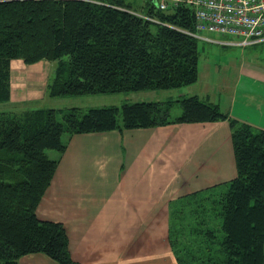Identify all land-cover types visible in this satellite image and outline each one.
<instances>
[{
	"label": "trees",
	"instance_id": "1",
	"mask_svg": "<svg viewBox=\"0 0 264 264\" xmlns=\"http://www.w3.org/2000/svg\"><path fill=\"white\" fill-rule=\"evenodd\" d=\"M159 2L146 0L142 13L128 0H0V102L10 106L0 111V264H19L34 252L79 264L64 224L37 214L59 164L46 149L63 153L65 132L220 119L232 126L237 175L225 182V190L213 185L180 197L171 210L169 240L178 264H264V129L233 119L198 96L179 100L183 112L175 118L174 101L90 108L83 114L77 107L64 113L11 102L13 59L52 62L50 96L195 83L198 39L189 33L196 28L195 9L185 0H167L164 9Z\"/></svg>",
	"mask_w": 264,
	"mask_h": 264
},
{
	"label": "crops",
	"instance_id": "2",
	"mask_svg": "<svg viewBox=\"0 0 264 264\" xmlns=\"http://www.w3.org/2000/svg\"><path fill=\"white\" fill-rule=\"evenodd\" d=\"M210 39L204 41H215ZM215 42L244 47L236 64L230 63L235 69L230 77L231 91L224 99L205 95L191 88L197 80L185 85L191 89H180L179 97L198 96L204 102L218 104L231 118L264 129V55L260 54L264 41L247 46L235 40ZM22 62L11 61V74L12 67L18 70ZM40 62L46 64L45 68L34 76L28 74V96L17 100L11 91L13 104L42 107L50 96L47 82L53 63ZM225 80L222 76V82ZM185 147H191L194 156L198 154L197 170L212 173L213 179L222 183L237 175L228 119L76 133L68 139L66 150L54 156L59 164L37 214L41 219L64 224L72 258L79 264H178L169 240L170 205L189 193L177 198L173 178H167L162 186L160 177L167 176L166 170H171L179 157L178 149L183 151ZM187 157L190 161V155ZM162 162L164 174L159 172ZM141 181L142 186L136 187ZM19 264L60 263L44 252H34L23 255Z\"/></svg>",
	"mask_w": 264,
	"mask_h": 264
},
{
	"label": "rangeland",
	"instance_id": "3",
	"mask_svg": "<svg viewBox=\"0 0 264 264\" xmlns=\"http://www.w3.org/2000/svg\"><path fill=\"white\" fill-rule=\"evenodd\" d=\"M136 8L138 12L145 8L146 0H128ZM141 13V15H142ZM144 15V14H143ZM144 17L148 18L147 15ZM157 21V19H153ZM205 34L212 37L215 41H228V40H237L236 37L231 35H225L219 32H206ZM208 42L202 39H198V49H199V66L201 69V75L198 79L196 86H191L193 90H198L200 92H204V94H210V96H222L223 99L227 97V94L231 91V79L230 77L234 74V66H230V63L236 64L238 58L240 57V52L242 50V46L233 47V46H225L219 43ZM261 55H264V52H260ZM258 59V58H257ZM22 60V59H20ZM259 60V59H258ZM22 63H18V71L15 72L12 67L11 74V91L14 90V99L24 98L28 96L31 88V82L28 83V74L29 76H34V73L39 74L40 68H45L44 62H35L32 64H27L22 60ZM39 67V68H38ZM54 66H52L53 68ZM30 70H29V69ZM35 68V69H34ZM39 69V70H38ZM33 70V71H32ZM221 70V71H219ZM37 71V72H36ZM15 72V74H14ZM30 72V73H29ZM18 74V75H17ZM222 76L225 77V81L222 82ZM220 79V84H216V82ZM49 82V80H48ZM47 82V84H48ZM15 83V88H13V84ZM46 84V82H45ZM170 88L168 90H136L129 92H115V93H100V94H86V95H77V96H48L46 100L43 102L42 107L44 108H55L57 110H61L66 113L71 108L77 107L80 109L81 114L87 112L90 108H101V107H109V106H117L118 108H122L124 104H132L135 102L141 101H174L173 106L170 110V116L172 118L178 117L182 114V106L179 100L185 97L181 96L180 89H191V88ZM17 94V95H16ZM20 95V96H19ZM154 96V97H153ZM189 97V96H187ZM153 98H156L153 100ZM222 99V100H223ZM18 104V103H17ZM223 106V105H222ZM10 106L8 103L0 102V111L9 109ZM63 115V114H62ZM62 119V116L59 118ZM121 116L119 117V121H121ZM70 134L65 132L63 135V141L66 143L70 138ZM47 154L50 158H56L54 156H59L60 152L55 149H46ZM177 160L173 163L171 170L168 168L166 170L167 176L160 177L162 181V186H164L168 178L171 180L173 178L174 188L178 192L179 198L183 193H191L198 190L206 189L210 186L217 185L220 190L227 189V184L229 180L221 183L220 179H213L214 176L210 172H203L196 168V162L198 161L193 154V150L190 147H185V150L178 149ZM183 152V155L181 153ZM122 156L125 153H121ZM187 154L190 155V161H188ZM198 157V156H197ZM195 158V159H194ZM176 163V164H175ZM165 163L162 162L161 171L162 174L165 172L164 168ZM170 167V165H169ZM116 181V179H114ZM156 179H154L155 181ZM216 180V181H215ZM206 183V185H204ZM220 184V185H218ZM120 185V184H119ZM142 186V181L136 184V187ZM178 200V199H177ZM177 200L172 203L170 206L172 209L175 208V205H178ZM126 222V220H125ZM130 222V220H129ZM129 222L127 224H129ZM129 230V226H126ZM170 227L168 226V229Z\"/></svg>",
	"mask_w": 264,
	"mask_h": 264
},
{
	"label": "built area",
	"instance_id": "4",
	"mask_svg": "<svg viewBox=\"0 0 264 264\" xmlns=\"http://www.w3.org/2000/svg\"><path fill=\"white\" fill-rule=\"evenodd\" d=\"M195 9L196 28L193 37L212 40L206 32L236 37V43L247 46L264 41V0H185ZM167 0H160L161 8Z\"/></svg>",
	"mask_w": 264,
	"mask_h": 264
},
{
	"label": "bare ground",
	"instance_id": "5",
	"mask_svg": "<svg viewBox=\"0 0 264 264\" xmlns=\"http://www.w3.org/2000/svg\"><path fill=\"white\" fill-rule=\"evenodd\" d=\"M13 68H14L15 72L18 71V70H16L15 67H13ZM38 68H39V67H38ZM28 69H29V68H28ZM30 69H31V68H30ZM30 69H29V70H30ZM34 69H35V68H34ZM38 70H39V69H38ZM32 71H33V70H32ZM42 71H44V70H42ZM15 72H14V74H15ZM36 72H37V71H36ZM29 73H30V72H29ZM17 75H18V74H17ZM16 95H17V94H16ZM19 96H20V95H19Z\"/></svg>",
	"mask_w": 264,
	"mask_h": 264
}]
</instances>
